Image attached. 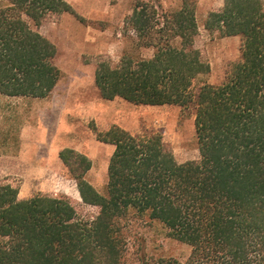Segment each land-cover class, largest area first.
<instances>
[{
    "label": "trees",
    "instance_id": "obj_1",
    "mask_svg": "<svg viewBox=\"0 0 264 264\" xmlns=\"http://www.w3.org/2000/svg\"><path fill=\"white\" fill-rule=\"evenodd\" d=\"M0 7V93L45 98L57 86L58 48L36 27L72 13L67 0H5ZM131 0V45L119 61L98 57L95 84L107 100L178 105L195 114L200 157L178 162L158 131L112 125L97 139L115 146L106 192L86 175L92 161L74 148L60 157L82 201L0 182V264H123L135 218L158 222L188 244L189 256L141 264H264V0H225L204 26L239 36L240 57L222 82L195 41L196 0ZM143 50H152L145 56ZM96 211L86 217L84 206Z\"/></svg>",
    "mask_w": 264,
    "mask_h": 264
},
{
    "label": "rangeland",
    "instance_id": "obj_2",
    "mask_svg": "<svg viewBox=\"0 0 264 264\" xmlns=\"http://www.w3.org/2000/svg\"><path fill=\"white\" fill-rule=\"evenodd\" d=\"M76 11L50 16L36 27L58 48L56 64L61 78L45 98L9 97L0 93V182L19 185V197L37 192L64 195L82 201L78 184L60 157L74 148L92 161L86 177L106 192L108 165L115 149L97 139L98 130L119 125L132 133L158 131L178 162L198 159L195 114L178 105H139L123 98H103L95 84L98 57L117 62L131 45L126 18L131 0H67ZM177 7L178 1L164 0ZM225 0H196L200 26L195 44L211 65L209 81L222 82L231 62L240 57L239 36L216 37L205 28L209 11ZM7 2L0 0V7ZM151 56L152 50H143ZM96 211L84 206L86 217ZM188 244L167 236L158 222L135 218L123 264H141L142 257L174 256L185 260Z\"/></svg>",
    "mask_w": 264,
    "mask_h": 264
},
{
    "label": "crops",
    "instance_id": "obj_3",
    "mask_svg": "<svg viewBox=\"0 0 264 264\" xmlns=\"http://www.w3.org/2000/svg\"><path fill=\"white\" fill-rule=\"evenodd\" d=\"M6 96V95H5ZM9 97H16V96H9Z\"/></svg>",
    "mask_w": 264,
    "mask_h": 264
}]
</instances>
